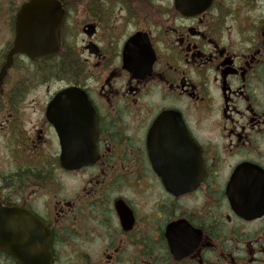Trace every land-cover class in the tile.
Wrapping results in <instances>:
<instances>
[{
	"label": "flooded vegetation",
	"instance_id": "flooded-vegetation-1",
	"mask_svg": "<svg viewBox=\"0 0 264 264\" xmlns=\"http://www.w3.org/2000/svg\"><path fill=\"white\" fill-rule=\"evenodd\" d=\"M0 203L48 264H264V0H0Z\"/></svg>",
	"mask_w": 264,
	"mask_h": 264
},
{
	"label": "water",
	"instance_id": "water-1",
	"mask_svg": "<svg viewBox=\"0 0 264 264\" xmlns=\"http://www.w3.org/2000/svg\"><path fill=\"white\" fill-rule=\"evenodd\" d=\"M41 6L48 7L50 3L44 1ZM36 41L40 47L46 48V52L31 53L32 57L48 56L60 48L59 38H40ZM50 44H53L52 47H47ZM51 119L55 121L54 117ZM49 242V232L36 216L24 209L9 208L0 203V250L12 253L17 264H48L44 262L42 250L49 246Z\"/></svg>",
	"mask_w": 264,
	"mask_h": 264
},
{
	"label": "rangeland",
	"instance_id": "rangeland-1",
	"mask_svg": "<svg viewBox=\"0 0 264 264\" xmlns=\"http://www.w3.org/2000/svg\"><path fill=\"white\" fill-rule=\"evenodd\" d=\"M7 256L0 253V264H6Z\"/></svg>",
	"mask_w": 264,
	"mask_h": 264
},
{
	"label": "trees",
	"instance_id": "trees-1",
	"mask_svg": "<svg viewBox=\"0 0 264 264\" xmlns=\"http://www.w3.org/2000/svg\"><path fill=\"white\" fill-rule=\"evenodd\" d=\"M6 264H8V261L6 262Z\"/></svg>",
	"mask_w": 264,
	"mask_h": 264
}]
</instances>
